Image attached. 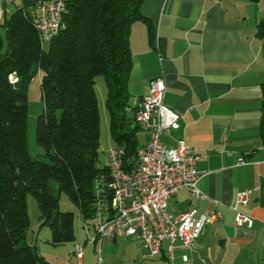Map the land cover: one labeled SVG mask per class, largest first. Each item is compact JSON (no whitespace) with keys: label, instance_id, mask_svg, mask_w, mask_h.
Here are the masks:
<instances>
[{"label":"crops","instance_id":"obj_1","mask_svg":"<svg viewBox=\"0 0 264 264\" xmlns=\"http://www.w3.org/2000/svg\"><path fill=\"white\" fill-rule=\"evenodd\" d=\"M140 10L148 24L137 20L130 27L131 105L147 92L150 80L162 76L163 103L182 116L180 128L164 133L162 141L172 147L182 139L192 146L203 172L197 185L206 197L182 190L169 198V209L173 214L191 208L220 213L204 226L193 248L174 244L173 264H264V146L259 130L264 37L256 35L264 2L142 0ZM140 131L147 134L143 142L138 140L142 146L149 131ZM240 158L245 163L239 164ZM243 190L249 191L247 204L237 205V192ZM235 207L253 218L251 226L235 223ZM88 233L94 236V227ZM84 234L85 245L89 240ZM119 238L133 246V264L148 257L169 264L168 241L155 256H148L136 237H103L92 243L101 246L108 240L118 246Z\"/></svg>","mask_w":264,"mask_h":264},{"label":"trees","instance_id":"obj_2","mask_svg":"<svg viewBox=\"0 0 264 264\" xmlns=\"http://www.w3.org/2000/svg\"><path fill=\"white\" fill-rule=\"evenodd\" d=\"M28 3L21 1L0 19V264H48L24 240L27 194L38 200L41 225L49 227L53 245L74 239L73 213L58 209L53 185L78 205L83 219H93V180L104 170L97 166L96 77H103L109 132L124 147L126 166L133 165L139 147L140 127L125 108L131 106L130 27L137 20L148 24L142 0H69L64 28L45 45L32 26ZM256 35L264 37V19ZM36 73L43 101L36 140L44 152L31 156L25 145L26 94ZM261 97L264 146V81Z\"/></svg>","mask_w":264,"mask_h":264},{"label":"built area","instance_id":"obj_3","mask_svg":"<svg viewBox=\"0 0 264 264\" xmlns=\"http://www.w3.org/2000/svg\"><path fill=\"white\" fill-rule=\"evenodd\" d=\"M15 0H0V18L7 5ZM23 1V0H21ZM26 10L42 44L49 42L64 28V15L69 0H27ZM11 81L16 78L10 75ZM165 81L162 76L150 80L147 92L125 108L130 111L140 129L149 131L148 141L137 148L133 165L124 164L125 150L115 145L108 150L104 170L93 180V224L95 235L88 233L87 220L83 229L87 239L96 242L103 237H136L141 240L148 256L161 251L169 242L167 261L173 264L172 250L179 242L191 249L202 234L204 226L220 216L216 211L198 212L196 208L173 214L169 198L182 190L191 197H206L198 188L203 172L197 169L199 154L184 140L172 147L162 141L164 133L180 128L181 114L163 103ZM239 164L245 163L240 158ZM249 191L237 192L236 204L246 205ZM235 210L237 225L251 226L253 218ZM75 255H83V244H75ZM184 259L186 257L184 256Z\"/></svg>","mask_w":264,"mask_h":264},{"label":"rangeland","instance_id":"obj_4","mask_svg":"<svg viewBox=\"0 0 264 264\" xmlns=\"http://www.w3.org/2000/svg\"><path fill=\"white\" fill-rule=\"evenodd\" d=\"M264 0H261V2ZM21 0H15L8 4L7 11L12 12ZM1 19V18H0ZM3 35V31L1 32ZM4 38V35H3ZM46 44V43H45ZM44 44V45H45ZM5 47V42H4ZM95 92L97 106L99 111V148L97 166L103 167L107 162L108 150L115 146V140L112 138L108 128V112L105 107L106 87L102 76L95 79ZM133 97L130 95L129 104H132ZM43 111V101L40 88V74L36 73L29 82L26 94V118H25V145L29 155L36 156L43 154L44 148L36 140V122L37 117ZM128 116H132L127 111ZM147 134L138 131L139 142H143ZM53 185V184H51ZM54 193L58 196V209L61 211H70L73 213V233L74 239L59 245H53L49 242L51 231L48 226L41 225L39 218L40 209L38 200L31 194L26 195L28 225L24 231V240L35 247L38 254L43 256L48 264H133L135 252L133 246L127 243L125 238L118 239V246H114L108 240H103L101 246H96L91 241L83 240L85 238L83 229V218L79 207L74 203L64 191H58L56 185ZM88 229L92 232V220H87ZM83 244V255L79 259L73 250L75 244ZM126 248V249H125ZM142 264H160L156 258H145Z\"/></svg>","mask_w":264,"mask_h":264}]
</instances>
